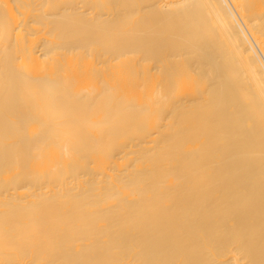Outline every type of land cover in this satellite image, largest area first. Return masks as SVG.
Listing matches in <instances>:
<instances>
[{"label": "bare ground", "instance_id": "bare-ground-1", "mask_svg": "<svg viewBox=\"0 0 264 264\" xmlns=\"http://www.w3.org/2000/svg\"><path fill=\"white\" fill-rule=\"evenodd\" d=\"M0 264H264V0H0Z\"/></svg>", "mask_w": 264, "mask_h": 264}]
</instances>
